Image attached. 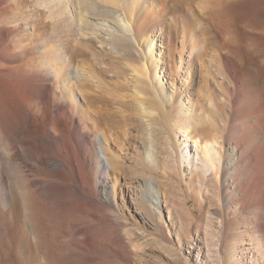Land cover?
Here are the masks:
<instances>
[{"label":"rangeland","instance_id":"obj_1","mask_svg":"<svg viewBox=\"0 0 264 264\" xmlns=\"http://www.w3.org/2000/svg\"><path fill=\"white\" fill-rule=\"evenodd\" d=\"M49 1L0 0V138L11 142L12 157L30 178L58 184L41 204L34 193H27L32 228L18 223L22 205L14 194L8 209L0 207V264H264V0H228L221 9L231 30L226 36L201 18L202 0H96L123 11L133 28L135 46L145 57L154 39L169 79L179 55L187 53L188 41L196 37L193 41L199 42L200 52L191 67L194 90L185 93L192 106L204 104V111L211 110L206 99L217 102L216 111L209 112L215 119L203 115L197 120L199 126L183 115L174 119L175 103H167L165 133L159 134L153 168L138 165L142 130L131 105H120L114 98L125 92L120 87L125 84L121 59L107 50L100 56L108 69L117 71L115 79L96 63L92 43L84 42L74 29L77 18L71 1L57 5ZM8 20L18 22L8 24ZM209 53L216 55L211 64ZM144 62L148 68L147 59ZM74 64L85 67L102 84V93H94L91 79L72 81L77 86L83 79L89 99L83 108L87 115L97 113L98 130L90 138L104 131L110 135L111 149L121 155L119 175L125 176L121 212L106 205L100 195L103 179L96 148L84 150L72 132L78 118L64 115L55 120V93L69 92L59 89L60 75ZM131 64L139 66L137 59ZM59 65L52 77L45 70ZM174 83L178 88L179 82ZM43 85H47L46 100L36 115L39 105L28 103L38 100ZM28 113L35 115L14 135ZM52 122L68 141L63 142V150L49 151L34 143L39 135L48 136ZM192 139L200 146L215 140L218 161L211 165L202 148L201 158L195 159ZM19 143L60 159L68 168L56 173L49 163L24 162ZM69 144L75 146L72 152ZM150 172L159 188L160 207L148 217L131 202L130 185L135 175ZM84 180L93 189L91 194Z\"/></svg>","mask_w":264,"mask_h":264},{"label":"bare ground","instance_id":"obj_2","mask_svg":"<svg viewBox=\"0 0 264 264\" xmlns=\"http://www.w3.org/2000/svg\"><path fill=\"white\" fill-rule=\"evenodd\" d=\"M67 1H71V11L77 18L76 24L73 22L75 24L74 29L79 35L82 36L81 38H85L84 42H87V39L90 43H92L94 50L91 52V55L96 60V63L100 66L106 67L105 71L109 72V75L112 77L114 76L115 79L117 77V71H114L111 67L108 69V67L101 60L100 56L104 55L102 53H105V50H107V54H115L116 57H119L124 64V68H121V74L124 73L122 81L125 80V84L122 83L120 87L123 86L122 90L125 92H120L114 98L117 100V103H120V105L126 102L131 105L135 119L141 128L140 130H142V137L140 136V139L136 138L138 139L137 145L141 154V158L137 160L138 165L146 164L153 168L158 161V140L160 138L159 134L165 133L163 130V125L165 126L166 124H163L162 120L166 119L167 117V103L172 106H174L175 103V114L173 116L174 119L179 115H183L189 118L196 126H199L197 120L201 119L203 115H206L204 117H207L210 121L215 119L214 115L210 114L209 112L216 111L217 102L215 103L211 98L206 99L205 103L208 107H210L211 110L209 112L204 111V107H206L204 104L199 105V107L192 106L186 97L188 92L185 93V91L189 89L194 90V84L196 82L195 78L191 76V70H193L191 68L192 62L194 60L193 58L200 50V47L197 44L198 41L196 40V43L193 41V39L196 37L191 38V40L188 41L189 44L186 46L187 53H184L185 55H179L174 69V77L169 79L164 74L163 62L161 59L162 54L161 52L159 53L160 50H158L159 45L157 43V45H155L154 39H151V43L147 49L148 56L145 57L141 49L135 46L136 40L133 36V28L130 22L127 21L126 17L124 16L125 14L123 15V11L119 12L113 10L106 4L97 2L96 0ZM67 1L53 0L52 2L53 4L57 5L63 4ZM49 2L51 3V0ZM227 2L228 0H202L201 3V18L204 19L206 23L211 25L213 29L220 28V34L225 36L229 35L231 31L228 28L229 26H227L229 22L227 23L226 20H224L221 11L222 7ZM40 5L41 7H45L43 4ZM15 22L17 23L18 21L8 20V24ZM196 24H199V22ZM73 25L71 24V26ZM8 26L9 25H7V27ZM202 28L203 27H200V31L204 30V28ZM182 38L183 40H186V36L183 33ZM183 40H181V42ZM133 45L135 49L131 48ZM181 47L184 49L185 45H182ZM154 48L155 50L153 51ZM206 57L208 58V64H211L216 59V55L214 53H209L206 55ZM135 59L138 60L139 66L137 67L131 64V61ZM145 59H147L148 68L145 67ZM218 59L220 62V58ZM64 60L65 57H61V63H63ZM221 62L223 64L222 57ZM222 64L219 63L218 67H220ZM60 65L54 68L50 66L43 67L46 68L44 69L52 77L55 72L58 71L57 69L60 67ZM204 72L207 73V70ZM60 76L62 85L59 87V89H62V92H65V90L69 92L67 95L61 94L60 96H57L55 93V120H58L59 116L64 115L65 118H78L79 121L76 120V122H74L72 125V132L75 138H79L81 147L84 150L88 147L96 148L98 166L102 170L101 174L103 179L100 195L104 199V202H106V205L113 207V209L118 212H121L123 210V204L119 202L120 196L122 195V189L120 186L124 185L125 182V176L119 175V170L122 165L121 155L111 149L110 143L112 141L110 140V135L108 136V134L104 133V131L98 132L96 134L94 133V137L90 138V133L98 130V117H95L97 116V113L96 111H92L90 112L92 113L91 115H87L88 112L83 108V103H86L88 99L84 94L86 90L84 91L83 88V79L77 86H75L72 81L78 78L91 79L94 85L93 90L92 88L90 89L94 93H102V84L97 78H95L93 74H87L85 67H80L78 64L72 65V67L66 73ZM175 81L179 82L180 84L178 88L175 87ZM114 84L116 83L114 82ZM40 91H42V94L38 97L37 101H30L29 103L27 102L28 106H31L34 103L39 105V110L37 113H35L36 115L40 114V108L45 103L47 85H43ZM73 92V98L68 101L69 95ZM86 93L90 92L87 90ZM62 98L64 101L60 102ZM117 106L118 105L115 107ZM121 111L119 113H122ZM35 114L31 115L28 113L25 115L22 124L16 127L15 131H13V134H19V132L25 128V122L31 120ZM212 127H215V124H213ZM47 132L48 136L39 135V137L34 140L35 145L45 150L49 149V151L51 150L50 148L53 147H60V149L63 150V142L68 141L62 131L56 127L55 122L51 123V125L47 128ZM37 140L38 142H36ZM191 141L192 146L194 147L195 159L200 157L199 151H201L202 148L204 149L203 157L205 160L210 161L211 165H214L215 162L218 161V150L214 147L216 142L215 140L211 142L206 141L204 144H202V146L197 144V139H192ZM69 146L71 149L72 145L69 144ZM17 147L23 161L26 163L31 165L40 163L43 166H47L49 163L56 173H63L65 169L68 168L67 165L60 159L54 158L53 156L50 157L41 155L32 147L23 145L22 143H19ZM73 154L75 153L73 152ZM12 156L11 142L7 143L2 138H0V207L3 210L8 209L9 206H11V197L14 194V196L20 201L22 205L19 215L21 217L19 218L18 223L23 227L24 225L28 224L32 228L34 225L31 221V210L26 202L27 193H34L36 195V200L41 204L42 199L47 197V192L50 191V189L56 190L58 184L49 180L30 178L29 174L23 170V168L20 166V163L15 161ZM73 162L74 167H77L78 164L76 158L73 160ZM80 171L81 170L79 169V173ZM78 175L80 176V174ZM7 184H9L10 187H8ZM84 184L88 194H91L93 189L89 183L84 180ZM130 193L132 195L130 197L131 202H133L138 208L137 212L143 214V216L149 217L151 215H155L156 211L159 210L160 192L158 185L156 184L155 177L151 172L147 173L146 176L135 175L130 185ZM96 201L98 200L96 199Z\"/></svg>","mask_w":264,"mask_h":264}]
</instances>
